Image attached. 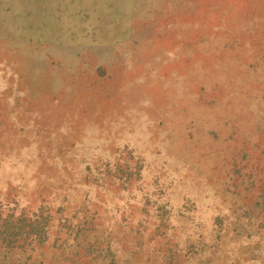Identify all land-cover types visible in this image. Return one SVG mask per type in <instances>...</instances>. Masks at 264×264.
Here are the masks:
<instances>
[{
    "label": "rangeland",
    "instance_id": "374dc122",
    "mask_svg": "<svg viewBox=\"0 0 264 264\" xmlns=\"http://www.w3.org/2000/svg\"><path fill=\"white\" fill-rule=\"evenodd\" d=\"M0 264H264V0H0Z\"/></svg>",
    "mask_w": 264,
    "mask_h": 264
}]
</instances>
